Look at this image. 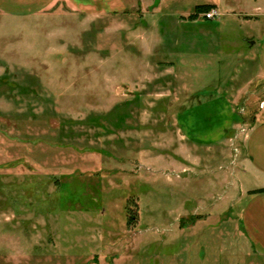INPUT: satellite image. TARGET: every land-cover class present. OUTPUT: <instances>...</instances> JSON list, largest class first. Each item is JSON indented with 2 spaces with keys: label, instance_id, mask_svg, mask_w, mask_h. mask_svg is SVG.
<instances>
[{
  "label": "rangeland",
  "instance_id": "obj_1",
  "mask_svg": "<svg viewBox=\"0 0 264 264\" xmlns=\"http://www.w3.org/2000/svg\"><path fill=\"white\" fill-rule=\"evenodd\" d=\"M154 1L0 16V264H264L218 200L238 129L213 151L178 130L257 71L261 0Z\"/></svg>",
  "mask_w": 264,
  "mask_h": 264
},
{
  "label": "crops",
  "instance_id": "obj_2",
  "mask_svg": "<svg viewBox=\"0 0 264 264\" xmlns=\"http://www.w3.org/2000/svg\"><path fill=\"white\" fill-rule=\"evenodd\" d=\"M208 5L214 6L210 11L216 12L218 16L219 6L216 3ZM63 9L74 11V0H0V16L12 20L27 18L54 23L57 18L62 17L59 12ZM253 9L258 12V16L261 15L260 18L264 19L263 0L261 4L259 2L255 4ZM258 16L244 17L259 19ZM249 39L254 40L248 42L250 47L255 46L257 40L259 41L258 52L255 56L251 55V61L257 62L255 74L229 94L223 93L184 112L178 119V130L183 142L206 145L207 151H213L212 145L229 141L228 136L234 134L242 125L240 117L245 115V126L249 128V133L246 137L237 136L242 149L241 152L237 149L241 155L240 161L230 173L228 168L224 171L222 165L218 167L217 171H222L223 175L221 172L216 173L214 176L217 180L216 184L218 186L225 184L226 187L220 194L221 198L218 199L219 195L216 199L225 201L223 215L238 216L242 229L251 239L249 249L257 252V248H262L264 255V193L251 194L254 191L264 190V23L257 38H244L243 42ZM0 70L9 72L2 67ZM2 97L4 96L0 95V99ZM248 112L252 116L250 122L246 119ZM237 121L241 122L237 123ZM224 175L226 179L221 183ZM201 201L204 202L202 199ZM213 206H217V210L223 208L218 204ZM208 209L207 204L205 207L202 204L198 210L208 215L206 213ZM181 227L179 226V229ZM194 260L202 264L203 259Z\"/></svg>",
  "mask_w": 264,
  "mask_h": 264
},
{
  "label": "built area",
  "instance_id": "obj_3",
  "mask_svg": "<svg viewBox=\"0 0 264 264\" xmlns=\"http://www.w3.org/2000/svg\"><path fill=\"white\" fill-rule=\"evenodd\" d=\"M217 16L216 12L214 11H209L207 13L204 14V18L207 19V20H212L214 19L215 17ZM249 133V128L245 125H241L238 130H237V134L235 136V138H237V136H243V137H246ZM237 151V150H235Z\"/></svg>",
  "mask_w": 264,
  "mask_h": 264
},
{
  "label": "trees",
  "instance_id": "obj_4",
  "mask_svg": "<svg viewBox=\"0 0 264 264\" xmlns=\"http://www.w3.org/2000/svg\"><path fill=\"white\" fill-rule=\"evenodd\" d=\"M213 8H214L213 5H201V6H197L195 10L197 13H207ZM256 193H264V190H258V191L251 192V194H256Z\"/></svg>",
  "mask_w": 264,
  "mask_h": 264
},
{
  "label": "water",
  "instance_id": "obj_5",
  "mask_svg": "<svg viewBox=\"0 0 264 264\" xmlns=\"http://www.w3.org/2000/svg\"><path fill=\"white\" fill-rule=\"evenodd\" d=\"M159 2H160V0H155L154 4H153V7H156L159 4Z\"/></svg>",
  "mask_w": 264,
  "mask_h": 264
}]
</instances>
